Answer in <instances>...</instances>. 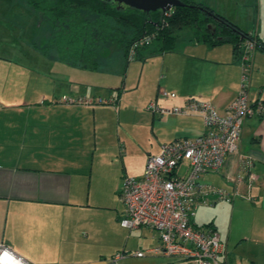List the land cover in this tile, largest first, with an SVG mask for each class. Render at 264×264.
I'll return each mask as SVG.
<instances>
[{"label":"crops","instance_id":"crops-1","mask_svg":"<svg viewBox=\"0 0 264 264\" xmlns=\"http://www.w3.org/2000/svg\"><path fill=\"white\" fill-rule=\"evenodd\" d=\"M6 1L0 0V5H6ZM256 1L259 27L256 33L225 11L215 12L264 44V21H261L264 0ZM6 9L9 8L0 7V27L4 31L11 29L10 25L20 24L12 11ZM189 37L180 45L178 41L174 51L133 60L139 63L132 66L130 62L125 64L121 49L112 48L111 66L116 70L124 67L119 88L112 92L113 87L107 86L108 95L114 96L113 103L123 104L124 91L137 89V66H141L143 75L144 69L152 65L153 90L147 98H155L158 89L165 88L180 94L178 99L164 100L163 104L169 107L195 97L211 102L223 113L237 95L242 64L231 43L209 47L193 43ZM9 45L0 38V242L38 264H193L163 254L133 255V251L158 246L160 240L150 227L128 229L120 224L124 215L120 193L123 178L142 176L146 157L156 154L162 144L204 132L201 116L198 113L149 116L140 110L149 119L150 136L145 138L136 133L140 124L126 123L121 126V134L115 136L113 147L107 150L98 126L101 115L110 113L107 108L59 102L57 99L63 92L81 93L82 87L70 75H46L45 72H52L55 63L18 66L12 62L14 52ZM251 58L250 70L254 66L264 76V49L256 47ZM61 61L69 68L78 66ZM99 64L98 59V65L93 67ZM247 91L251 104L264 100V81L253 92L250 87ZM125 107L118 106V116ZM121 149L124 155L119 159ZM130 151L139 159L135 167L127 156ZM242 158L251 161L250 171L256 176L252 182L239 169ZM105 161L111 163V169L104 186L106 179L101 167ZM218 171L202 175L200 181L207 184L215 181L222 186L216 187L234 193L232 200H213L211 196L207 203L198 204L190 222L218 232L225 247L222 256L225 263L264 264V116L246 117L238 151L227 155ZM238 175L242 179L239 183L233 181ZM236 187L240 194H235ZM222 209L224 221L220 219Z\"/></svg>","mask_w":264,"mask_h":264},{"label":"built area","instance_id":"built-area-1","mask_svg":"<svg viewBox=\"0 0 264 264\" xmlns=\"http://www.w3.org/2000/svg\"><path fill=\"white\" fill-rule=\"evenodd\" d=\"M147 41L148 37L139 41V44ZM254 48L255 42L246 40L241 63L243 82L248 78ZM134 52L131 47L128 59H133ZM176 97L174 91L159 88L156 100L150 101L146 108L157 115L198 113L205 130L197 136L178 138L163 144L157 154L146 157L142 176L123 178L120 195L124 215L120 224L128 229L147 226L157 232L160 244L144 251H133L132 254L137 257L153 253L173 256L193 264H227L222 258L225 247L218 232L211 227H196L190 222V218L198 204L207 203L211 196H214L213 200H232L234 193L202 183L200 178L206 173L220 170L227 155L238 151L244 120L254 114H264V106L261 102H249L245 84L223 113L211 102L195 97H187L182 105L173 107H164L157 102ZM57 100L70 105L88 106L114 102L100 97L71 95H62ZM250 168L251 161L242 158L239 169L252 182L256 176ZM234 180L239 183L242 179L238 175ZM236 191L237 187L235 194H240ZM0 264L38 263L24 258L8 244L0 242Z\"/></svg>","mask_w":264,"mask_h":264},{"label":"trees","instance_id":"trees-1","mask_svg":"<svg viewBox=\"0 0 264 264\" xmlns=\"http://www.w3.org/2000/svg\"><path fill=\"white\" fill-rule=\"evenodd\" d=\"M25 1L37 13V34L42 33L43 37V43L33 40V45L45 54L54 53L61 60L78 66H97L103 49L109 47L122 50L125 64L174 51L184 30L189 31V41L193 43L209 47L231 43L241 63L246 40L251 39L255 48L264 49V44L254 40L252 33L194 0H181L182 5L166 12H144L129 6L118 8L105 0ZM146 37L148 41L139 44ZM131 47L135 52L130 60ZM260 102L264 106V100Z\"/></svg>","mask_w":264,"mask_h":264},{"label":"rangeland","instance_id":"rangeland-1","mask_svg":"<svg viewBox=\"0 0 264 264\" xmlns=\"http://www.w3.org/2000/svg\"><path fill=\"white\" fill-rule=\"evenodd\" d=\"M194 1L197 2L200 1L202 3H205L206 5L214 9V11H225L228 14V16L231 17L234 21L238 22L243 27L252 30L251 31L252 33H256V31H258L259 29L257 23L258 21H256V17H255V12L258 9L256 0H194ZM5 4L6 5L3 6L9 8L6 9V12L10 13V11H12L13 17L18 21V23H20L18 26L15 24L10 25L11 29L7 28V31H4V29L0 27V38L3 37L6 44L9 43L10 44L9 47H11L12 51L14 52V56H13L14 58L12 59V62H17L18 66L24 65L26 63H35V62H41V63L45 62V63H49V65L51 66V64L55 63L52 72L51 73L45 72L46 75L50 77H58L59 73L64 77H69L70 75L74 79L76 85L79 86V88L82 87L83 90L81 91V93L72 92L71 93L72 95L69 92H63L60 95V97L62 95H71L74 97H79V96H87V97L90 96L96 98L100 97L106 101L114 99L113 95L112 96L108 95L107 86L111 85V87H113L112 92H115L117 88H119V86L121 85V80L123 78L124 67H121V69L119 68V70H116L111 66L112 48L109 47L103 49L104 52L99 58L100 64L97 68H94L91 65L86 67L76 66L75 68H69V65L62 62L61 59L56 54L42 53L41 50H38L37 47L33 45V40L36 41L38 44L43 43L42 42L43 37L41 36L42 33L39 32L40 35L37 34L38 15L27 5L26 1L7 0ZM3 6L0 5V7ZM262 13H264V4H262ZM261 21H264V15L261 16ZM186 32L189 31L188 30L182 31V36L179 39L178 45L184 42L185 37L190 36V34L187 35ZM10 33L13 35H11ZM12 36L13 39L10 38ZM255 49L253 50V52H255ZM135 63H139V61H130L129 65L132 66ZM140 68H141L140 65L139 67L137 66L138 72L135 80V83H137L138 80V83L135 86L137 87V89L124 91L123 104L122 103L118 104V102H116L115 104L113 102L111 103L104 102L103 104L95 105V106L100 105L104 108H107L106 111L110 112L107 115H101L100 118L101 123H99L98 125L100 127V139L105 141L107 150H110V148L113 147L115 142L114 139L119 134H121V126H124V124L126 123L140 124L141 127L139 128L140 131L138 132V128H137L136 133L145 138H148L150 136L151 127H150L149 119H147V115L141 113L140 110L146 112V114H148L149 116L152 114L146 107L150 101H155L157 97L156 96L154 98V96H151V98H147L149 92L153 90V83H154L153 66L148 65L144 69L143 75L140 72ZM128 70H129V66H128ZM133 70L134 68L131 67L130 68L131 74L133 73ZM13 72L15 73L14 70ZM242 72L243 70L241 68V74ZM247 75L248 78L245 82L240 80V82L238 83L239 86H238L237 94L241 90V86L243 84L247 85L248 89L250 87V92H253L254 88L257 89L260 86L261 82L264 81V76H262L258 72V69L254 66ZM14 76H16V74H14ZM105 82H107L106 85L104 84ZM130 84H131V80L129 79L127 85L129 86ZM177 93H176L177 95L176 99L180 97L179 96L180 94ZM157 102L161 106L169 107L166 104H163L164 100H157ZM118 106L120 108H124V106H126L125 107L126 109L120 113V116H118V112L116 110ZM110 107H112L113 109H111ZM103 121H106L105 124H102ZM161 146L159 150L156 152V154L160 151ZM107 152L108 151H106V153L103 152L102 155L106 156ZM117 155L119 159L123 157L124 153L122 149ZM127 156H129V159L132 162V166L133 167L137 166V164L139 163V159L137 158L136 154L130 151L129 154H127ZM110 169H111V163L109 161L103 162L101 167V172L103 173L106 179L104 182V186L107 184L109 180L108 176L110 173ZM211 184L214 186H219L216 184L215 181L212 182ZM220 219H223V221L224 219L226 220L223 209L220 212Z\"/></svg>","mask_w":264,"mask_h":264},{"label":"water","instance_id":"water-1","mask_svg":"<svg viewBox=\"0 0 264 264\" xmlns=\"http://www.w3.org/2000/svg\"><path fill=\"white\" fill-rule=\"evenodd\" d=\"M111 4H116L118 8L129 6L144 12L161 10L166 12L173 6L182 5L181 0H105Z\"/></svg>","mask_w":264,"mask_h":264}]
</instances>
